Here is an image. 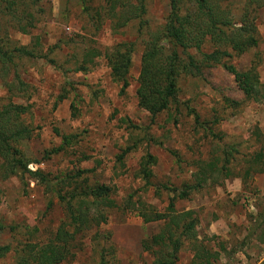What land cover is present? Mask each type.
Segmentation results:
<instances>
[{"label":"rangeland","instance_id":"rangeland-1","mask_svg":"<svg viewBox=\"0 0 264 264\" xmlns=\"http://www.w3.org/2000/svg\"><path fill=\"white\" fill-rule=\"evenodd\" d=\"M105 2L35 0L27 33L17 27V12L0 16L5 46L35 48L44 55L21 58L5 73L0 70V104L9 99L27 106L20 118L31 130L28 139L17 145L28 160L27 168H38L50 177L86 170L81 177L89 184L97 181L108 185L117 204L101 210L106 216L104 223L75 236L70 256L59 264H97L101 247H105V264H148L152 257L141 250L140 241L162 223L143 222L136 210L151 207L163 211L173 194L170 189L194 181L199 164L211 161L220 166L224 150L226 168L209 176L187 198L175 199L174 207L193 211L196 235L208 248L223 247L217 264H260L264 258V174L253 172L245 160L264 145V4L251 14L256 44L240 54L222 45L230 55L204 66L199 74L180 75L176 101L150 118L137 105L136 78L143 40L162 26L168 1L143 0L141 21L145 25L139 27L134 19L117 32L111 30L115 18L111 22L102 15L95 30L99 20L88 18L81 10L85 5L93 13ZM229 2L234 24L240 25L243 0ZM118 42H133L128 85L122 93L120 85L111 80L102 55ZM91 47L100 55L84 64L86 70H76L83 53ZM214 48L205 43L201 50ZM187 53L200 58L194 49ZM184 54L180 55L185 58ZM49 58L55 64L49 63ZM225 65L237 71L250 70L263 93L255 95L263 97H245ZM15 73L25 85V91L17 94L7 92L1 81L12 80ZM67 134L72 135L71 142L46 157ZM126 147L120 162L117 155ZM147 153L156 161L149 166L152 175L144 180L138 167ZM245 170L247 176H243ZM49 198L51 206L47 207ZM63 219L59 201L37 180L25 177L21 183L16 177L0 179V222L18 226L16 233L3 231L0 243L18 247L26 240L27 227L29 240L40 244ZM187 246L184 243L179 250L175 264L190 263L192 251ZM0 264H13V254H6Z\"/></svg>","mask_w":264,"mask_h":264},{"label":"trees","instance_id":"trees-1","mask_svg":"<svg viewBox=\"0 0 264 264\" xmlns=\"http://www.w3.org/2000/svg\"><path fill=\"white\" fill-rule=\"evenodd\" d=\"M167 1L168 12L162 26L157 31L149 32L143 40L136 78L137 105L144 109L150 118L176 101L177 79L180 75L199 74L204 66L218 63L221 57L230 55L226 49L221 48L222 45L228 46L236 54L254 46L257 42L256 29L251 14L255 7L264 4V0H243V6L239 11L240 25H235L229 0ZM34 3L35 0H0V16L17 12L19 17L14 19L17 24L19 23L17 27L21 33H27L28 27L32 26L33 22L34 16L30 8L34 6ZM89 9L83 5L81 10L88 18L94 21L99 20L95 30L103 16L109 18L111 22L115 18L111 23L113 32H117L134 19L139 21V27L145 25L144 20L141 21L145 12L143 0H136V3L106 0L105 6L94 10L93 13ZM138 32L140 33V30ZM205 43H212L215 48L210 52H203L201 48ZM189 49H194L200 58L197 59L187 53ZM132 51L133 42H118L104 49L102 53L111 80L120 85V93L128 85L127 75ZM181 52L186 53L185 58L180 55ZM99 55L95 47L89 48L83 53L82 63L76 67V70H86L87 66L84 64L92 62V59ZM43 56L35 48L5 46L0 32V70L3 73L8 67L15 65L16 60ZM47 61L55 64L51 58ZM225 68L232 73L236 86L245 97H254L255 100L263 97L255 95L256 93L263 95V93L250 70L237 71L231 65H225ZM1 81L9 93L17 94V91H25L24 83L16 73L12 80L1 79ZM26 111V105L14 103L9 99L6 103L0 104V179L16 177L21 183L25 177L37 180L47 194L57 198L64 211V219L56 226L51 236L40 244L29 240L28 228L24 227L26 240L19 242L18 247H13L10 243H0V260L6 254L12 253L13 264H59L70 256L75 236L104 223L106 216L101 210L115 208L117 204L111 196L108 185L97 181L89 184L85 177H81L86 170H76L73 174L64 173L63 176L50 177L38 168L34 170L27 168L28 160L17 147L20 140L28 139L31 130L22 123L20 118ZM195 120L197 122V117ZM61 139L62 142L57 147L46 152V157L62 150L64 145L71 142L72 135H62ZM126 150L128 147L117 155V160L121 162V156ZM226 151H223V163L220 166L216 167L211 161L199 164L194 181L183 183L180 188L170 189L173 194L163 211L151 207L147 210L143 208L136 210L143 222L162 223L156 232L140 241L141 250L148 252L152 257L148 264H175L178 252L184 243H187L188 249L192 251L189 264H217L219 252L223 250V247L220 245L217 250H213L199 240L196 235V219L193 211H177L174 200L187 198L190 192L201 188L209 176L213 177L217 170L225 169V164L228 162ZM155 161V157L149 153L141 157L138 171L144 180L152 175L149 166ZM245 161L251 164L249 168L253 172L264 174V145ZM248 173L245 170L243 176H247ZM162 187L166 186L162 185ZM126 204L130 208L129 199ZM50 206L49 198L47 207ZM17 228V225L0 222V236L5 230L16 233ZM104 252L105 247H101L97 264H105ZM260 264H264V258Z\"/></svg>","mask_w":264,"mask_h":264}]
</instances>
